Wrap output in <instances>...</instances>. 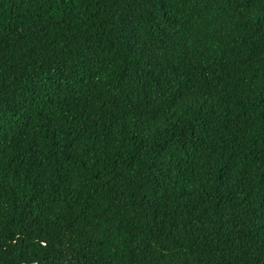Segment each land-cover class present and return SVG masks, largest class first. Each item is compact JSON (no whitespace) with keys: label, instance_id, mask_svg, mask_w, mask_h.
<instances>
[{"label":"trees","instance_id":"16d2710c","mask_svg":"<svg viewBox=\"0 0 264 264\" xmlns=\"http://www.w3.org/2000/svg\"><path fill=\"white\" fill-rule=\"evenodd\" d=\"M0 264H264V0H0Z\"/></svg>","mask_w":264,"mask_h":264}]
</instances>
